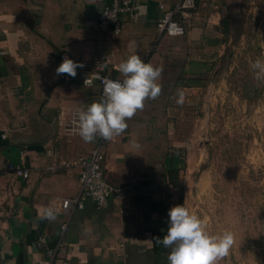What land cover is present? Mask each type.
<instances>
[{
  "label": "crops",
  "instance_id": "1",
  "mask_svg": "<svg viewBox=\"0 0 264 264\" xmlns=\"http://www.w3.org/2000/svg\"><path fill=\"white\" fill-rule=\"evenodd\" d=\"M108 1L0 0V264H168L170 249L157 237L167 234L170 207H187L189 167L199 163L176 127L196 123L194 114L214 101L225 7L200 2L184 36L159 37L157 20L178 0H142L119 34L97 28ZM132 54L162 69L160 95L145 101L121 135L84 142L78 111L100 100L99 89L55 69L63 56L87 66L98 58L106 76L122 80L117 66ZM98 146L120 198L112 197L105 211L86 201L81 210L44 218L51 200L78 195L75 163ZM9 148L23 150L26 182L4 171ZM262 256L254 263H264Z\"/></svg>",
  "mask_w": 264,
  "mask_h": 264
},
{
  "label": "rangeland",
  "instance_id": "2",
  "mask_svg": "<svg viewBox=\"0 0 264 264\" xmlns=\"http://www.w3.org/2000/svg\"><path fill=\"white\" fill-rule=\"evenodd\" d=\"M220 1L225 42L214 66V101L194 114L196 123L176 129L193 162L199 159L197 170L189 167L187 208L210 233L234 234L218 264H255L264 252V78L250 65L264 60V0Z\"/></svg>",
  "mask_w": 264,
  "mask_h": 264
},
{
  "label": "clouds",
  "instance_id": "3",
  "mask_svg": "<svg viewBox=\"0 0 264 264\" xmlns=\"http://www.w3.org/2000/svg\"><path fill=\"white\" fill-rule=\"evenodd\" d=\"M83 67V63L64 57L55 73L75 78L77 69ZM250 67L256 79L264 78V60L258 58ZM117 71L123 79L106 81L100 100L78 111V134L86 143L97 136L112 140L121 135L128 127L127 120L143 110L145 101L156 99L161 93L158 80L162 69L144 62L139 55H129L118 64ZM178 97L177 103L182 104L183 92ZM167 216V234L162 239L157 237V243L170 249L168 264H218L229 255L234 244L231 231L210 233L205 220L182 204L170 207ZM44 218L55 219L53 207L44 209Z\"/></svg>",
  "mask_w": 264,
  "mask_h": 264
},
{
  "label": "built area",
  "instance_id": "4",
  "mask_svg": "<svg viewBox=\"0 0 264 264\" xmlns=\"http://www.w3.org/2000/svg\"><path fill=\"white\" fill-rule=\"evenodd\" d=\"M141 1L109 0L98 16V30L119 34L121 32L122 17L133 18L140 9ZM204 1L207 0H178L172 8L163 10L155 24L157 35L159 37L184 36L191 19L197 14L198 4ZM160 7L163 9L162 6ZM103 66V60L96 58L92 64L84 65L83 68L77 69V74L83 76L85 85L98 87L100 98L103 96L105 82L116 80L103 73ZM64 77L70 78L67 74ZM4 157V171L16 180L26 182L30 177V171L25 166L23 150L6 149ZM103 161L104 151L102 146L94 148L88 155L78 159L75 167L78 169L79 193L72 198H55L51 200L49 205L54 208L55 214H71L75 210H81L86 201L91 202L97 211H105L110 207L112 197L120 198L122 195L121 190L114 188L104 174ZM66 167L68 168L69 166L66 164ZM36 243L39 249H43L46 245L45 236L40 235ZM121 264L129 263L123 261Z\"/></svg>",
  "mask_w": 264,
  "mask_h": 264
},
{
  "label": "bare ground",
  "instance_id": "5",
  "mask_svg": "<svg viewBox=\"0 0 264 264\" xmlns=\"http://www.w3.org/2000/svg\"><path fill=\"white\" fill-rule=\"evenodd\" d=\"M197 193V192H196Z\"/></svg>",
  "mask_w": 264,
  "mask_h": 264
}]
</instances>
